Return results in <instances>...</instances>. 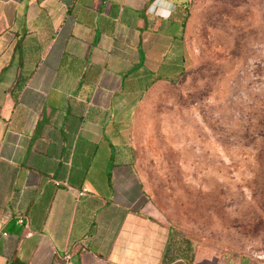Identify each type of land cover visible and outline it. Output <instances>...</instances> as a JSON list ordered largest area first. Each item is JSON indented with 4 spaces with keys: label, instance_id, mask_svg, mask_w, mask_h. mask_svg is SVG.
Returning a JSON list of instances; mask_svg holds the SVG:
<instances>
[{
    "label": "crops",
    "instance_id": "1",
    "mask_svg": "<svg viewBox=\"0 0 264 264\" xmlns=\"http://www.w3.org/2000/svg\"><path fill=\"white\" fill-rule=\"evenodd\" d=\"M189 2L0 0V264H264L190 248L134 164L141 100L187 70Z\"/></svg>",
    "mask_w": 264,
    "mask_h": 264
},
{
    "label": "rangeland",
    "instance_id": "2",
    "mask_svg": "<svg viewBox=\"0 0 264 264\" xmlns=\"http://www.w3.org/2000/svg\"><path fill=\"white\" fill-rule=\"evenodd\" d=\"M187 70L141 100L154 214L207 254L264 261V0H190Z\"/></svg>",
    "mask_w": 264,
    "mask_h": 264
},
{
    "label": "built area",
    "instance_id": "3",
    "mask_svg": "<svg viewBox=\"0 0 264 264\" xmlns=\"http://www.w3.org/2000/svg\"><path fill=\"white\" fill-rule=\"evenodd\" d=\"M85 191H86V190H84V192H85ZM23 222H24V221H23V218H20V219H19V223L22 224Z\"/></svg>",
    "mask_w": 264,
    "mask_h": 264
},
{
    "label": "trees",
    "instance_id": "4",
    "mask_svg": "<svg viewBox=\"0 0 264 264\" xmlns=\"http://www.w3.org/2000/svg\"><path fill=\"white\" fill-rule=\"evenodd\" d=\"M189 8V7H188ZM188 11H189V9H188ZM184 73V72H183Z\"/></svg>",
    "mask_w": 264,
    "mask_h": 264
}]
</instances>
